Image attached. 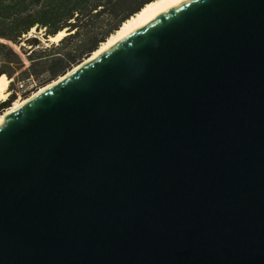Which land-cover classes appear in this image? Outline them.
Listing matches in <instances>:
<instances>
[{
    "label": "water",
    "instance_id": "water-1",
    "mask_svg": "<svg viewBox=\"0 0 264 264\" xmlns=\"http://www.w3.org/2000/svg\"><path fill=\"white\" fill-rule=\"evenodd\" d=\"M65 74L0 124V264H264V0L177 2Z\"/></svg>",
    "mask_w": 264,
    "mask_h": 264
},
{
    "label": "trees",
    "instance_id": "trees-1",
    "mask_svg": "<svg viewBox=\"0 0 264 264\" xmlns=\"http://www.w3.org/2000/svg\"><path fill=\"white\" fill-rule=\"evenodd\" d=\"M150 1L0 0V75L10 92L0 112L89 57Z\"/></svg>",
    "mask_w": 264,
    "mask_h": 264
},
{
    "label": "bare ground",
    "instance_id": "bare-ground-1",
    "mask_svg": "<svg viewBox=\"0 0 264 264\" xmlns=\"http://www.w3.org/2000/svg\"><path fill=\"white\" fill-rule=\"evenodd\" d=\"M183 0H152L148 3H146L138 12L130 16L128 19H126L118 29H116L112 34H110L104 42H102L99 47L91 53V55L87 58H85L83 61H81L79 64L73 66L70 70L66 72L65 75L71 73L77 67L82 65L83 63H86L89 60L95 59L97 56L101 55L105 51H107L109 48L116 45L118 42L132 34L133 32L137 31L140 27H143L144 25L150 23L157 17H159L162 13H164L170 6L173 4L180 2ZM64 30L59 31L54 36H51L49 39L51 41H57L62 35H64ZM63 76H60L57 78L56 81L61 79ZM55 81H52L51 83H54ZM51 83H48L42 87H40L36 92L32 93L29 97L24 98L20 101H18L14 106L8 107V109L0 115V124L3 122L6 115L10 114V112L18 109L21 107L24 103H26L29 99L34 97L39 92L43 91L50 85ZM8 85V80L0 75V100H4L7 97V91L5 90L6 86Z\"/></svg>",
    "mask_w": 264,
    "mask_h": 264
},
{
    "label": "rangeland",
    "instance_id": "rangeland-1",
    "mask_svg": "<svg viewBox=\"0 0 264 264\" xmlns=\"http://www.w3.org/2000/svg\"><path fill=\"white\" fill-rule=\"evenodd\" d=\"M8 83H9V80H8ZM6 87H7V86H6ZM38 89H39V88H38ZM38 89H37V90H38ZM5 90H6V88H5ZM37 90H36V91H37ZM6 91H7V90H6ZM36 91H34V92H36ZM34 92H32V93H34ZM7 93H8V94H7V97H8V95H9V93H10L9 90L7 91ZM32 93H31V94H32ZM31 94H30V95H31ZM30 95H28L27 97H29ZM7 97H6V98H7ZM27 97H24V98H27ZM6 98H5V99H6ZM24 98L18 99V100L15 102V104H16L18 101H20V100H22V99H24ZM0 101H1V100H0ZM15 104H14V105H15ZM14 105H12V106H14ZM12 106H11V107H12ZM9 108H10V107H9ZM7 109H8V108H6L4 111L0 112V115H2Z\"/></svg>",
    "mask_w": 264,
    "mask_h": 264
},
{
    "label": "built area",
    "instance_id": "built-area-1",
    "mask_svg": "<svg viewBox=\"0 0 264 264\" xmlns=\"http://www.w3.org/2000/svg\"><path fill=\"white\" fill-rule=\"evenodd\" d=\"M21 86V85H20Z\"/></svg>",
    "mask_w": 264,
    "mask_h": 264
}]
</instances>
